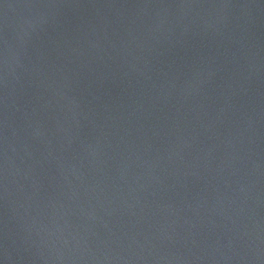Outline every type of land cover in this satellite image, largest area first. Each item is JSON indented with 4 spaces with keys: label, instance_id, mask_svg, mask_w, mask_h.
Returning a JSON list of instances; mask_svg holds the SVG:
<instances>
[{
    "label": "water",
    "instance_id": "95a60500",
    "mask_svg": "<svg viewBox=\"0 0 264 264\" xmlns=\"http://www.w3.org/2000/svg\"><path fill=\"white\" fill-rule=\"evenodd\" d=\"M0 264H264V0H0Z\"/></svg>",
    "mask_w": 264,
    "mask_h": 264
}]
</instances>
